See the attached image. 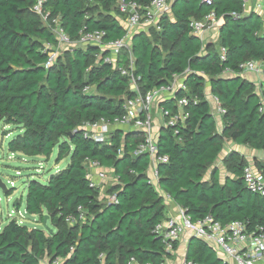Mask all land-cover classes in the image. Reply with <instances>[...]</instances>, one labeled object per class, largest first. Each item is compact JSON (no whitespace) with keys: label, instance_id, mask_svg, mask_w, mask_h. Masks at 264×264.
<instances>
[{"label":"trees","instance_id":"trees-1","mask_svg":"<svg viewBox=\"0 0 264 264\" xmlns=\"http://www.w3.org/2000/svg\"><path fill=\"white\" fill-rule=\"evenodd\" d=\"M117 0H46L44 22L32 12L35 0H0V125L19 133L8 143L11 154L49 160L69 159L65 168L47 181L29 180L25 211L40 223L47 217L50 227L28 229L11 219L0 231V264H40L46 254L62 264H164L172 257L154 228L165 219L164 198L159 190L192 222L210 217L226 225L238 221L250 233L264 232V196L247 190L242 179L247 162L229 154L224 163L228 175L220 179L213 169L210 180L204 175L218 160L225 140L264 152V114L254 85L241 77L240 66L264 60V32L260 16L246 14L242 0H214L212 7L199 0L172 1V21L164 15L158 23L153 44L143 34L131 39L130 57L122 53L115 63H106L95 46H75L65 64L48 60V46L58 41L52 20L75 42L80 33L103 32V42L121 39L125 31L117 17ZM145 7L151 0H124ZM114 11L111 15L110 12ZM213 11L220 21L218 44L203 48L190 24ZM133 61L141 95L167 85L174 76L183 77L186 92L178 90L163 110L187 116L174 128H163L157 141V155L167 156L158 164V187L148 178L150 156H133L142 141L123 138L113 131L104 142L85 135L86 125L113 124L126 114L125 104L135 97L122 67ZM206 79L220 107L222 131L218 132L204 94ZM93 88V91L90 89ZM186 96L182 108L174 101ZM175 131L177 133L175 134ZM9 133L3 131V135ZM89 136V135H88ZM96 163L110 170L116 182L98 198L90 188L87 165ZM258 170L263 163L256 162ZM20 207V202L17 209ZM81 207L84 222L70 225ZM166 220V219H165ZM178 243H172L173 252ZM72 248V250H71ZM194 264H224L210 245L191 237L185 255Z\"/></svg>","mask_w":264,"mask_h":264},{"label":"built area","instance_id":"built-area-1","mask_svg":"<svg viewBox=\"0 0 264 264\" xmlns=\"http://www.w3.org/2000/svg\"><path fill=\"white\" fill-rule=\"evenodd\" d=\"M93 2L94 0H86ZM245 4L248 0H242ZM261 1V0H259ZM46 0H35L32 7V12L45 22L48 19V14L44 12L43 6ZM201 5L212 7L214 0H199ZM264 3V2H263ZM259 4L258 7H261ZM118 11L125 15V22L127 24V30L124 36L113 42H103V32L93 33H80L79 39L72 42L65 34L64 30L59 26L58 18L52 20L54 28L52 32L55 34L58 45H65L68 47H86L88 45L98 47L102 52H108L104 57L106 63H115L122 53L131 54L129 39L131 38L130 31L142 24L154 25L158 28V23L164 15L170 13L171 5L170 0H151V2L145 6H138L133 2H125L124 0H118ZM219 20L216 18L213 11L209 12L201 21H193L190 27L193 33L199 37L205 30H209L218 25ZM48 46L47 49H51ZM48 50V51H49ZM106 50V51H103ZM221 59L223 60L224 50H221ZM55 60V53L48 52V60L45 63V67H49ZM244 72H252L255 74L264 73V60L263 61H248L240 66ZM121 76L127 77L130 87L134 89L135 97L128 100L125 104L126 114L116 119L113 124H107L100 122L93 125H86V137L96 141L104 142L109 138V126L118 124H132L135 128L143 131L142 141L138 144L136 150L133 152V156L140 154H148L151 158L155 159L157 164H165L168 161L167 156L157 155V142L151 136L152 116L151 107L155 98H158L162 94L171 95L174 97V93L178 90L185 91L184 85H178L177 76H174L172 81L165 86L154 88L149 90L145 94L141 95L138 89L139 78L134 75L133 61L130 58L128 67H122L119 69ZM264 93V88L261 89ZM218 101V100H217ZM188 99L183 96L181 99L176 100L177 107L180 109L186 106ZM217 112L223 115L225 112L219 106ZM259 112L264 114V96L260 102ZM161 115L165 119V128H174L178 123L183 121L187 116L183 114H172L170 111L162 110ZM97 131V132H96ZM177 131H175V134ZM89 135V136H88ZM90 167L95 169H101L102 172L94 174L88 171L86 178L89 180L90 188H99L96 179L99 181L105 180V173L103 169L96 163H90ZM157 176V173H155ZM242 179L245 182L248 191L260 196H264V169L258 170L251 166H246L243 169ZM110 202H114L115 198L110 197ZM181 210V209H180ZM86 220L85 211L79 207L77 209L76 217H68L66 221L70 224H76L77 222H84ZM154 233L159 235L162 242L165 245V251L168 254L173 253L172 243L177 242L179 237L184 233H189L190 237H195L206 244L210 245L213 249H217L222 254V260L224 264H264V232L261 228H257L254 232L250 233L246 230L243 223L238 221H231L226 225L214 222L210 217L204 220L192 222L182 210L179 218H168L154 228ZM72 250V248H71ZM129 264H136L131 259ZM184 264H194L192 262L185 261Z\"/></svg>","mask_w":264,"mask_h":264},{"label":"crops","instance_id":"crops-1","mask_svg":"<svg viewBox=\"0 0 264 264\" xmlns=\"http://www.w3.org/2000/svg\"><path fill=\"white\" fill-rule=\"evenodd\" d=\"M252 2H253V0H252ZM250 4H251V2H250V0H248V2L244 6V10H245L246 14L249 12L257 13L260 16L261 21L263 23L262 32H264V3H263V0H261V1L256 0V2L254 3L253 6ZM259 4H262V6L258 7ZM170 5L172 6V1H170ZM115 7L117 9V5ZM113 14H114V12H112L111 15H113ZM167 17L172 21L171 10H170V13L167 14ZM116 19L119 21V23H120L121 27L124 29V31H126L127 30V24L125 22V19H123L120 16L117 17ZM220 24L221 23L219 21L218 25H216L215 27H213L209 30L203 31L201 34V37L196 35L199 38V40L201 41L203 48L212 47L215 50L220 51V46L218 44V31H219ZM153 26L154 25L142 24V25H139V26L133 28L130 31L131 38L129 39V45L131 46V39L134 35L143 34L153 44H157L159 46L161 44L160 43L161 40L157 39L159 29H156V27H153ZM103 51H106V50H103ZM241 77L244 80H246V81H248L254 85V92L257 93L261 99V89L264 88V82H263L264 74H255L252 72H245L244 71V72H242ZM256 77L258 78V81H256L257 80ZM177 78H178L177 84L180 86L184 85L183 77L177 76ZM130 90L132 92H134V89L131 87H130ZM186 91L187 90L185 88V92ZM204 94H205L207 101L209 103L211 114L213 115L214 120L216 121L217 130L219 133H221V131H222L221 116L222 115L218 114V112H217V108L220 105H219V102L217 101V99L214 96H212V94H211V91L209 89V80L208 79H206V81H205ZM171 99H173V96L162 94L158 98H155L153 103H152L151 116H152L153 128L151 131V136L154 139V141H156V142L158 141L160 132L165 127V119L161 115V111L163 110V108H161L162 103H164L165 101L171 100ZM262 99H263V97H262ZM262 99H261V101H262ZM174 105L177 106L176 101H174ZM114 127L118 128L115 131H117L119 129H120L119 131L125 130V132H122L123 138H125L126 135H130V138L132 140L136 141V140H140L141 137L143 136V131L141 129L135 128L132 124H129V125H126V124L112 125V126H109V131ZM113 131L114 130L110 131V133ZM232 153H235L240 158H243L247 162V166L257 168L256 162L257 163L258 162L263 163V166H264V161L257 158V156H258L257 154L260 152L254 151V150H252L246 146L237 145L228 139V140H225L224 149H223L221 155L219 156L218 160H216L215 164L212 167H210V172H209L208 176L204 177V179L206 181L210 180L211 172L213 171V169L218 170V176L220 179L225 178L229 173L226 169V165L224 163V160L226 159V157L229 154H232ZM261 153H263V152H261ZM157 165L158 164L155 161V159L152 158V160L150 161V166H149L148 171H147L148 178L151 179V182H153L155 187L156 186L158 187V179H157L158 177L155 175ZM95 170H97V171L96 172L93 171L94 174H96L97 172H100L99 169H95ZM96 182L99 184L100 181L96 179ZM159 193L164 198V205L166 206L165 219L179 218L180 212H181L180 208L164 192L159 190ZM30 216H32V215H30ZM32 217H35V216H32ZM32 229H35V227H33ZM190 238L191 237H190L189 233L182 234L177 241V243H178L177 249L173 252L172 257L170 259L166 260L164 262V264H184L186 261L185 255L187 252L188 241ZM213 250L216 252L218 257L220 259H222V254H220L217 249H213Z\"/></svg>","mask_w":264,"mask_h":264},{"label":"rangeland","instance_id":"rangeland-1","mask_svg":"<svg viewBox=\"0 0 264 264\" xmlns=\"http://www.w3.org/2000/svg\"><path fill=\"white\" fill-rule=\"evenodd\" d=\"M250 2V5L253 6L256 0H253V2L252 0H250ZM116 5L118 7V0L116 1ZM112 12L110 13L112 14ZM72 48L73 46L68 47L65 45L57 44L56 46L52 47L48 52L50 53L51 51L55 53V63L65 64ZM256 81H258V78ZM90 91H93V88H91ZM116 129L118 128L114 127L110 131ZM3 131H6L9 134L7 136H4ZM121 131L125 132V130ZM18 133L19 132L13 127L3 128L0 125V179L6 185L7 188L6 194H3L0 190V231L11 219H16L19 224L26 225L28 229H32L33 227H35L38 229L45 230L43 224L40 223L39 219L36 216L32 217L28 215L25 211L27 183L29 180H38L41 182L47 181V179L52 174H55L57 171L65 168L69 159L67 158L61 163L56 164V151L53 152L51 158L47 161L44 160L43 157L28 158L22 156L21 154H11L8 150V143L12 139H14V137ZM257 155L258 159L264 161V152H260ZM150 159L152 160L151 157ZM87 170L90 173L93 171V168L90 167V164L87 165ZM99 170L100 172H102L101 169ZM94 171L96 172L97 170ZM103 172L105 173V180L103 179V181L99 182V188L97 190L98 198L101 200L109 198L107 195V191L116 182L110 170L103 169ZM209 172L210 168L206 171L204 177L208 176ZM15 202L16 207H13V203ZM19 202L20 207L19 209H17V205ZM46 226L50 227V223L48 222V220L46 221ZM52 261L53 257L46 254L40 260V264H62L61 259H56L53 263Z\"/></svg>","mask_w":264,"mask_h":264},{"label":"water","instance_id":"water-1","mask_svg":"<svg viewBox=\"0 0 264 264\" xmlns=\"http://www.w3.org/2000/svg\"><path fill=\"white\" fill-rule=\"evenodd\" d=\"M0 190L2 191L3 194L7 193L6 185L2 182L1 179H0ZM13 206L16 207V202L13 203ZM46 221H47V217H45L44 220H43V227H44L45 230L48 229V227L46 226Z\"/></svg>","mask_w":264,"mask_h":264}]
</instances>
